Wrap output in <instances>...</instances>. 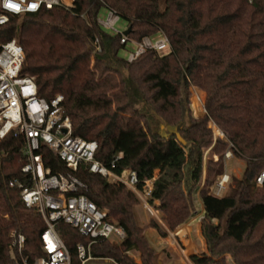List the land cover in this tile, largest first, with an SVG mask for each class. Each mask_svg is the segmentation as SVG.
I'll list each match as a JSON object with an SVG mask.
<instances>
[{
    "label": "trees",
    "instance_id": "16d2710c",
    "mask_svg": "<svg viewBox=\"0 0 264 264\" xmlns=\"http://www.w3.org/2000/svg\"><path fill=\"white\" fill-rule=\"evenodd\" d=\"M103 7L118 13L133 39L162 31L169 49H147L127 61L120 34L96 21ZM14 36L25 52L21 72L34 76L39 96L62 94L71 133L96 141L94 157L109 166L111 155L120 151L110 168L133 169L137 188L152 178L146 201L157 202L167 229L174 230L194 210L203 148L211 145L217 158L206 161L198 189L205 251L188 259L192 264H227L229 255L234 264H264V179L254 184L264 165V0H72L68 7L54 4L11 15L0 25V42ZM190 86L204 92L200 115L191 112ZM192 101L201 112L199 94ZM210 119L226 139L213 135ZM161 123L174 125L185 142L173 132L162 135ZM23 141L12 133L0 139V264H22L21 256L10 251L12 229L25 235L22 254L28 262L43 254L39 235L44 220L37 209L25 206L19 187L10 185L15 178L30 183L21 171ZM227 146L243 167L240 176H230L226 193L215 196L208 185L223 171ZM38 153L51 172L70 171L46 144L39 145ZM70 172L86 185L78 192L125 231L119 242L91 241L90 255L117 264H156V250L134 212L135 193L89 171L84 162ZM54 226L69 264H81L76 243L86 244L90 237L62 220ZM146 226L166 234L153 219ZM129 249L138 252L139 261Z\"/></svg>",
    "mask_w": 264,
    "mask_h": 264
},
{
    "label": "built area",
    "instance_id": "2783aa9c",
    "mask_svg": "<svg viewBox=\"0 0 264 264\" xmlns=\"http://www.w3.org/2000/svg\"><path fill=\"white\" fill-rule=\"evenodd\" d=\"M54 4L65 7L72 5L68 0H0V25L6 23L11 15H22ZM101 10L104 13L101 16L98 13L97 23L110 33L120 34L119 43L123 46L121 53L127 61L133 60L147 49L158 52L169 49L168 39L162 31L133 39L127 33H122L126 25H117L121 18L114 9L103 7ZM93 43L97 45L96 37ZM24 60V49L16 37L0 42V139L9 133L23 136L22 151L26 162L21 171L28 176L30 183L15 178L10 181V185L19 187L25 206L37 209L44 220L45 226L39 235L43 254L33 262H28L27 257L22 254L25 235L16 229L10 232V251L13 257L16 254L21 256L22 264H69V253L54 226L56 220H62L75 227L82 235L90 237L86 244L76 243V252L83 264L93 257L89 252L91 241L96 238L120 241L124 238L125 231L107 218L105 210L98 208L84 193L78 192L80 187L85 188L86 185L70 171L84 162L89 171L99 173L107 181L121 182L143 197L150 190L152 178L144 179L141 187L137 188V177L133 169L124 168L114 172L110 167L120 156V151L111 155L109 166L98 161L94 157L96 141L71 133L69 117L61 104L62 94L56 93L49 99L39 96L34 76L21 72ZM215 128L213 135L226 139L223 131L218 126ZM41 143L54 151L70 171L51 172L48 166L43 165L38 153ZM232 155L230 146H227L223 151V158ZM229 178L225 170L217 174L208 186V193L223 195ZM263 179L264 165L255 175L254 184L260 185ZM15 264H20V260H16Z\"/></svg>",
    "mask_w": 264,
    "mask_h": 264
},
{
    "label": "rangeland",
    "instance_id": "374dc122",
    "mask_svg": "<svg viewBox=\"0 0 264 264\" xmlns=\"http://www.w3.org/2000/svg\"><path fill=\"white\" fill-rule=\"evenodd\" d=\"M103 13L104 12L102 10H100L99 11V16H101ZM124 24H125V21L122 20V19H120L118 21V23H117V25L119 27H122ZM14 37H16V36H14ZM194 93L199 94L200 99L202 101L204 100L202 92H200L199 90H197L195 88H192V86H190L188 99L190 101L189 102V106L191 108L192 114H194V110H193V106H192L193 105L192 96H193ZM196 113H198V112H196ZM211 122L212 121L210 119L208 121V125L210 126V128H211V130L213 132V131H215L216 128L212 125ZM215 126H217V125H215ZM209 158H212V159H216L217 158V154L213 153L212 150H211V145L210 146H206V147L203 148V171H202L201 181L199 182L197 188H199L200 186H202L204 184L205 164H206V161ZM226 161H227V163H226ZM222 164H223V170L227 169V172H229L231 176L232 175L236 176V177L240 176L241 170H242V167H243V162H242V160L240 158H238V157L233 155L232 158L226 160V158H223V156H222ZM231 183H232V179L230 177L229 178V182H228V188L231 185ZM197 188L193 191V200L194 201L196 200V197H197V195H196ZM137 198H138V202L133 206L135 215L137 217L138 222L141 225L144 226V230H143L144 233L147 234L152 240L153 235H155V233L154 232H153V234L150 233L149 232V228L146 225H147V223H148V221L150 219H153L160 226L163 225V227H165L164 226V220H163V214L157 208L156 201H153L152 203H148L145 200L146 197H143V200H141L138 196H137ZM191 214H192V218H194L198 222L201 219L202 215H203V210L199 211L197 209V206L195 205L194 210L192 211ZM213 221H215V220H213ZM176 231H177V229L176 230H168L167 239H168V241L170 240L173 244H175L179 248L180 252H182L181 251V248H182L181 247L182 246L181 241L182 240H180L181 238L179 239L180 236L177 234ZM108 240L111 241V242H119L118 240H115V239H108ZM161 243L158 244L159 248H162L161 246H165V244H166L165 242H161ZM201 250H202V248H201V246L199 244L195 246V251L196 252H200ZM159 251H160V249H158L156 255H159ZM225 257H226V260H227V264H232L229 255H225ZM84 264H114V263L112 261L102 260V259H95V260L89 259V260H86L84 262Z\"/></svg>",
    "mask_w": 264,
    "mask_h": 264
},
{
    "label": "crops",
    "instance_id": "0c3cea01",
    "mask_svg": "<svg viewBox=\"0 0 264 264\" xmlns=\"http://www.w3.org/2000/svg\"><path fill=\"white\" fill-rule=\"evenodd\" d=\"M68 1L70 3H72V0H68ZM192 88H195V89L199 90L200 92H202L203 97H204V92L202 90H200L199 88H197L195 86H192ZM202 105H203V101H202ZM193 110H194V108H193ZM203 112H204V106H203L202 111L199 112V113H196L195 110H194V115H200ZM213 124H215V123L213 122ZM232 157H233V155L228 157V158H226V160H228V159H230ZM226 163H227V161H226ZM224 170L227 172V169H224ZM227 173L229 174V176H231L229 172H227ZM198 189L199 188H197V192H196V195H197L196 200L195 201L193 200V202H194V206L196 205L197 209L199 211H201L203 209H202L201 199H200L199 194H198ZM227 190H228V184H227V188L225 189L223 194H225ZM134 193L141 200H143V196L140 193H138V192H134ZM163 220H164V216H163ZM164 226L165 227H163V225H161V227L166 231V234L163 235V236L159 235L158 232L154 228H152L150 226H148L149 232L152 233V234L154 232L155 235H153V238L151 240V238L146 234L150 244L155 248L156 253H157L158 249H160L159 255L155 254V263L156 264H192L189 261V259H188V255L191 254V253H198V252L195 251V246L199 244L201 246V248H202V250L200 252L205 251V241H204V238L201 235V231H200V220L197 222L194 218H192V214H190V216L183 223H181L180 225H178L174 229V230L177 229L176 232L180 236L179 239L181 238L180 240H182L181 241V243H182L181 251L182 252H180L179 248L175 244H173L170 240L168 241L167 234H168V230L169 229L167 230L165 222H164ZM161 242H165L166 244H165V246H161L162 248H159L158 244H160ZM127 253L135 261H139L138 252L136 250L129 249L127 251ZM90 259H93V260H95V259L108 260V261H112L114 264H117L113 259H111L109 257H92ZM231 262H232V264H234L232 259H231Z\"/></svg>",
    "mask_w": 264,
    "mask_h": 264
},
{
    "label": "water",
    "instance_id": "95a60500",
    "mask_svg": "<svg viewBox=\"0 0 264 264\" xmlns=\"http://www.w3.org/2000/svg\"><path fill=\"white\" fill-rule=\"evenodd\" d=\"M129 31V27L127 26L122 33L126 34ZM160 131L162 135H165L167 132H173L176 136V138L181 142L184 143V139L180 136L178 131L176 130V127L174 125H165V124H160Z\"/></svg>",
    "mask_w": 264,
    "mask_h": 264
},
{
    "label": "snow or ice",
    "instance_id": "6c2138e0",
    "mask_svg": "<svg viewBox=\"0 0 264 264\" xmlns=\"http://www.w3.org/2000/svg\"><path fill=\"white\" fill-rule=\"evenodd\" d=\"M10 7H15V5H9Z\"/></svg>",
    "mask_w": 264,
    "mask_h": 264
},
{
    "label": "clouds",
    "instance_id": "9594fccd",
    "mask_svg": "<svg viewBox=\"0 0 264 264\" xmlns=\"http://www.w3.org/2000/svg\"><path fill=\"white\" fill-rule=\"evenodd\" d=\"M34 7V6H33ZM0 22H2V20H0Z\"/></svg>",
    "mask_w": 264,
    "mask_h": 264
}]
</instances>
